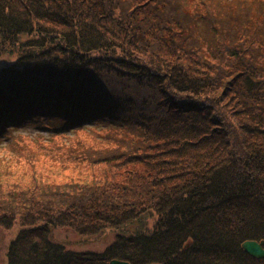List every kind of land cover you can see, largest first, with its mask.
Listing matches in <instances>:
<instances>
[{
    "label": "trees",
    "instance_id": "16d2710c",
    "mask_svg": "<svg viewBox=\"0 0 264 264\" xmlns=\"http://www.w3.org/2000/svg\"><path fill=\"white\" fill-rule=\"evenodd\" d=\"M2 57L0 148L75 169L2 165L6 264H264V0H0Z\"/></svg>",
    "mask_w": 264,
    "mask_h": 264
},
{
    "label": "rangeland",
    "instance_id": "374dc122",
    "mask_svg": "<svg viewBox=\"0 0 264 264\" xmlns=\"http://www.w3.org/2000/svg\"><path fill=\"white\" fill-rule=\"evenodd\" d=\"M12 63L13 60L10 58H0V68L6 67ZM15 133L16 132H12L9 134V137L4 141V146H6V144L9 146L12 145ZM87 138L88 136H85V138L81 140H86ZM30 144L34 148L38 149V144ZM8 147L0 148V172H5L2 171L1 168L2 165L5 166L6 163H8L9 166L5 167L13 171L12 175L6 172L9 176L3 178L2 181L4 183H18L19 185L25 186L28 185L34 177H37V179H47L49 181H53L54 183H61L62 181L64 182V178L75 174V169L72 164H66L62 169H60L58 166L49 164L42 157L37 158V160L33 162V167H28L26 165L23 166L21 163H16V158L12 157ZM46 147L49 148L50 145L47 144ZM20 229V225L15 223L10 230H0V264H6V252L8 245L17 236ZM51 239L58 243H62L67 249L75 252L100 253L113 240V232L107 231L96 237L84 238L67 230L56 229L51 231Z\"/></svg>",
    "mask_w": 264,
    "mask_h": 264
},
{
    "label": "water",
    "instance_id": "95a60500",
    "mask_svg": "<svg viewBox=\"0 0 264 264\" xmlns=\"http://www.w3.org/2000/svg\"><path fill=\"white\" fill-rule=\"evenodd\" d=\"M242 250L251 258L264 260L263 241H245L241 245ZM108 264H129L127 262L111 260Z\"/></svg>",
    "mask_w": 264,
    "mask_h": 264
}]
</instances>
